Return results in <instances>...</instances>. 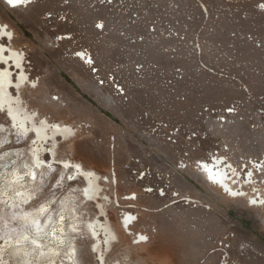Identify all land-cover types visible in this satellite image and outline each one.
I'll return each mask as SVG.
<instances>
[{
  "label": "rangeland",
  "instance_id": "rangeland-1",
  "mask_svg": "<svg viewBox=\"0 0 264 264\" xmlns=\"http://www.w3.org/2000/svg\"><path fill=\"white\" fill-rule=\"evenodd\" d=\"M111 1L0 0V35L13 42L0 50L17 51L0 54V264H264V193L248 162L234 175L219 164L236 196L199 168L221 141L264 147V0L182 4L203 24V67L172 63L187 73L174 84L183 101L157 85L110 97L79 59L90 49L105 73L131 51L157 58L149 41L133 50L120 36L153 2ZM205 107L235 115L215 133L221 118Z\"/></svg>",
  "mask_w": 264,
  "mask_h": 264
},
{
  "label": "built area",
  "instance_id": "built-area-1",
  "mask_svg": "<svg viewBox=\"0 0 264 264\" xmlns=\"http://www.w3.org/2000/svg\"><path fill=\"white\" fill-rule=\"evenodd\" d=\"M151 1L153 3H151V5L147 6L146 8L143 3L140 4L142 8L138 7L139 5L136 6L135 11L139 15V17L135 15L136 13L131 16L133 19L131 20V22L134 25L135 30L131 29L132 32L128 33L126 31L127 28H124L120 33V36L125 37V40L131 47H133V50H145V46L139 44L143 43L144 41H149L152 45V50L157 53L156 59H148V55H145L142 56L143 58L139 59L138 62H134L135 60L133 59H135V57H133L131 51V53H129L131 55L125 54L122 57L118 58L121 60H117L113 63L109 62L105 73H103L100 70L101 66H96L93 52H91L90 49H85L83 54H80L83 57L80 58L79 54H77V56H79V59H81L89 69H92L94 71L93 73L96 76V80L98 79L100 82H102L103 84L105 83L107 86H113L114 92L112 91V93H109L111 94L110 97L112 96L116 99L117 97L126 96V94L128 93V89L130 90L134 88H137V90L141 91H151V89L153 90L157 85L158 88H161L167 94L168 92L172 93L171 95H169V97L174 101H183L184 97H182L176 91V89H174V84L178 83L181 79L187 78V73L184 68L177 67L178 64L176 65V67H174V64L172 65V63L176 60V58L186 57L190 61L191 59H193V56H195L201 60L200 63L203 67V24L201 27L194 28L192 23L200 21V15H197L198 13L194 11L193 7L182 4L188 2L197 4L202 3L201 10L203 13V0ZM124 2L126 3V1ZM167 2H172L171 4H169L170 8H167L165 6V3ZM108 3H113V1L108 0ZM120 7L124 11H126L127 9V5L122 2L120 4ZM195 7L196 10L199 8L198 5H196ZM139 9H144L145 14L144 11H139ZM100 24L103 25L102 28L104 30V23ZM97 28L100 29V27L98 26ZM115 32L118 31L115 30ZM133 34L135 35V37H133ZM142 37H144V39ZM92 45L93 44H91V46ZM160 55H165L167 57L168 65H163L158 62ZM205 110L206 112H209L211 117L215 115L218 118H221L218 119L221 123L215 126V133H219L221 129L227 126V124L224 123L227 122V119L235 115L232 107L231 110L227 113L228 115H222L221 111H210V109L207 107H205ZM198 115L203 117V110H201ZM259 115H264V113L260 111ZM234 118H236V116H234ZM154 123L155 121H152L151 125L153 124L152 127L154 128V130H156V132L160 130L161 133L165 134L164 138H167L171 135L169 137V140L175 139L176 134L174 132L175 130H173L172 127H168L166 123L159 121H156V124ZM220 126L223 127L220 128ZM161 128L163 129L161 130ZM236 136L237 135H235V138H237ZM194 137L198 136L195 134ZM231 143H233V141L228 140L216 143L219 147L218 149L220 150V152L216 151L218 153H215V156H213L211 163L205 164H210L211 166H213V170H215V173L224 171L227 178L226 182L229 184L227 168L225 167L222 169L220 166V168L222 169L220 170L215 165H217V163L222 165H230L232 170H229L232 171L231 173L234 175L236 174V168L237 172L239 173V168H243L244 166H246L245 162H248V166L251 167L250 172L252 174V189L260 196H262L260 193H264V151H262V148H264L263 145H255L254 147H256L257 153L250 154L251 147L248 148L246 152H240L238 149H242V147H234L235 149H237V151H235L233 147L228 146ZM227 157L231 162L227 160ZM199 166V168H201L202 164H199ZM202 170H204V172L207 174V180L213 181L210 175H208L207 170L204 168ZM233 175L231 176V178L233 177ZM214 183L218 184L216 182ZM235 184L237 185L238 182H236ZM235 184L234 186L236 187ZM228 187L229 191H231L233 186L229 184Z\"/></svg>",
  "mask_w": 264,
  "mask_h": 264
},
{
  "label": "bare ground",
  "instance_id": "bare-ground-1",
  "mask_svg": "<svg viewBox=\"0 0 264 264\" xmlns=\"http://www.w3.org/2000/svg\"><path fill=\"white\" fill-rule=\"evenodd\" d=\"M8 6H10L11 8H17V7H19V6H23V4L25 3V0H12V2L11 3H9V0H3ZM1 40H8L10 43H13L12 42V40L7 36V35H0V41ZM6 48H8V50H0V54H6V53H9L10 55H11V57L13 58L14 56H13V54L15 53V52H17L16 51V48H12V47H6ZM15 59V58H14ZM20 62H22V65H23V60H20L19 61V63H18V65L20 64ZM56 98V97H55ZM57 99V98H56ZM60 100V99H59ZM55 101V100H54ZM58 101V100H57ZM204 165V166H203ZM217 166H219V164L217 163ZM220 167V166H219ZM206 169L207 170V173H208V175H210V177L213 179V181L214 182H216V183H218V184H220V186H221V188L222 189H226V191H229V184L226 182V180H227V178H226V175H225V172L224 171H221V172H217V173H215V170H213V166H211L210 164H202V167L200 168L201 170L202 169ZM213 182V183H214ZM231 191H232V189H231ZM230 191V192H231ZM234 191V193H232V195H240V194H237V193H235V190H233ZM232 191V192H233ZM234 196V197H235ZM264 202V201H263ZM254 205H257V206H262V205H264V203L262 204V202H258V201H255L254 202Z\"/></svg>",
  "mask_w": 264,
  "mask_h": 264
},
{
  "label": "snow or ice",
  "instance_id": "snow-or-ice-1",
  "mask_svg": "<svg viewBox=\"0 0 264 264\" xmlns=\"http://www.w3.org/2000/svg\"><path fill=\"white\" fill-rule=\"evenodd\" d=\"M12 2V0H9V3H11Z\"/></svg>",
  "mask_w": 264,
  "mask_h": 264
}]
</instances>
